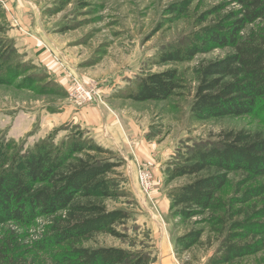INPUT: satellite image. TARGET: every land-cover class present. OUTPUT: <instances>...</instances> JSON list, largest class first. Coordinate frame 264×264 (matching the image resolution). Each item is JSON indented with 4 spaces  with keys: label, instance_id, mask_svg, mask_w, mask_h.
Returning a JSON list of instances; mask_svg holds the SVG:
<instances>
[{
    "label": "rangeland",
    "instance_id": "rangeland-1",
    "mask_svg": "<svg viewBox=\"0 0 264 264\" xmlns=\"http://www.w3.org/2000/svg\"><path fill=\"white\" fill-rule=\"evenodd\" d=\"M229 1L0 0V150L14 147L25 153L39 141L56 146L77 133L99 144L85 127L62 113L69 104L80 110L101 106L109 113H114V105L123 109L129 122L132 119L145 131L143 153L153 149L139 157L136 147L119 151L99 144L110 152L100 156L116 163L108 175L111 195L105 204L109 210L125 211L127 217L116 225L118 236L96 234L83 246L143 252L151 264H159V259L163 264H210L225 234L209 220L211 214L187 218L171 209L169 193L192 177L170 180L169 169L183 162L195 145L216 141L222 131L264 132V105L240 117L199 120L191 112L195 68L230 49L213 48L182 61H164L163 56L190 46L197 33L236 7H225ZM171 68L178 69L185 83L178 95L145 102L128 98L141 77ZM77 82L88 86L98 100L78 103ZM241 180L240 173H231L221 196L242 195L239 190L251 185H242ZM263 203L264 194L244 207L252 211ZM53 219L40 216L29 226L1 223L0 238L16 231L28 264H68L59 258L69 246L36 247L48 236ZM228 221L229 227L232 219ZM200 229L204 233L199 243L188 250L178 246L179 236ZM227 264H264V249Z\"/></svg>",
    "mask_w": 264,
    "mask_h": 264
},
{
    "label": "trees",
    "instance_id": "trees-1",
    "mask_svg": "<svg viewBox=\"0 0 264 264\" xmlns=\"http://www.w3.org/2000/svg\"><path fill=\"white\" fill-rule=\"evenodd\" d=\"M231 4L236 7L197 33L190 46L163 56L164 61H182L213 48L230 49L225 56L195 68L191 112L199 120L240 117L264 105V0H230L223 5ZM184 87L178 69L171 68L141 77L127 96L136 102L161 101L178 95ZM79 135L56 146L49 140L39 141L25 153L14 147L0 150V224L29 226L37 217L54 216L48 236L36 247L69 246L61 253V263L151 264L143 252L83 246L96 234L118 236L116 225L127 214L109 210L105 204L111 195L108 175L116 163L100 155L110 152ZM231 173H240L242 185L251 186L240 189V196L224 198L220 193ZM168 174L170 180L192 177L169 193L171 209L187 218L211 214L209 220L225 234L210 264H227L264 249V203L252 211L244 207L264 194V182H259L264 178L263 131H222L216 141L195 145ZM203 233L204 229L191 230L179 236L177 244L188 250L200 242ZM20 242L14 230L0 238V264H28Z\"/></svg>",
    "mask_w": 264,
    "mask_h": 264
},
{
    "label": "crops",
    "instance_id": "crops-1",
    "mask_svg": "<svg viewBox=\"0 0 264 264\" xmlns=\"http://www.w3.org/2000/svg\"><path fill=\"white\" fill-rule=\"evenodd\" d=\"M48 41L54 44L50 37ZM112 108L114 109V113L103 110L101 106H86L80 110L69 104L68 108L64 109L62 113L65 115L67 114V118H71L74 122L73 124H80L82 127H85L88 133L94 137L99 144L107 148L128 151V147H130V149L131 147H133V149L136 147L135 149L139 157H143L148 149L149 151H153L151 147H148L143 153L146 146V139L143 138L141 132L143 133L145 131L137 129L138 126L132 119L129 122L128 117H130V115L123 113V109L115 105L114 107L112 106ZM116 113H120L121 116L119 117V114L117 115ZM76 119H78V121ZM88 124H92L94 127H88ZM149 145L153 146V144ZM127 158H129L128 155ZM152 166L155 167L156 165L152 164ZM160 251L161 254L164 255V252H162V250ZM162 261V259H159V264H163ZM171 263V261H168L165 264Z\"/></svg>",
    "mask_w": 264,
    "mask_h": 264
},
{
    "label": "built area",
    "instance_id": "built-area-1",
    "mask_svg": "<svg viewBox=\"0 0 264 264\" xmlns=\"http://www.w3.org/2000/svg\"><path fill=\"white\" fill-rule=\"evenodd\" d=\"M76 98L78 99V103H85V102H93L94 100H98L97 96L92 92V90L83 84H80V82H77L76 88H75ZM147 179V178H146ZM141 183L144 185V179H140Z\"/></svg>",
    "mask_w": 264,
    "mask_h": 264
}]
</instances>
